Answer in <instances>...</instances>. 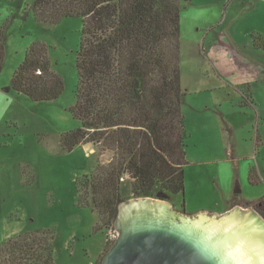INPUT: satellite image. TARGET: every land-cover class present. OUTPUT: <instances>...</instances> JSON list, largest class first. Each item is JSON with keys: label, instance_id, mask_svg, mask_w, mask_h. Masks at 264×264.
<instances>
[{"label": "rangeland", "instance_id": "obj_1", "mask_svg": "<svg viewBox=\"0 0 264 264\" xmlns=\"http://www.w3.org/2000/svg\"><path fill=\"white\" fill-rule=\"evenodd\" d=\"M33 3L0 0L6 54L0 74V246L25 232L51 229L55 264H101L110 248V228L95 230L98 216L79 204L77 181L98 160L107 162L109 153L84 145L64 151L60 145L64 132L81 126L70 107L77 99L82 18L45 25L36 20ZM180 4L188 163L184 193L166 199L190 214L259 206L264 196V49L255 46L254 36H264V0ZM35 41L47 44L53 69L64 81L63 94L52 101H34L11 88ZM251 167L258 171L256 182L249 178ZM155 189L147 196L158 197Z\"/></svg>", "mask_w": 264, "mask_h": 264}, {"label": "trees", "instance_id": "obj_2", "mask_svg": "<svg viewBox=\"0 0 264 264\" xmlns=\"http://www.w3.org/2000/svg\"><path fill=\"white\" fill-rule=\"evenodd\" d=\"M33 11L45 25L82 18L77 99L70 107L81 126L64 132L60 145L72 151L93 142L100 153L110 154L77 181L79 204L98 216L95 230L114 227L119 204L131 196L152 195L156 187L159 198L184 193L188 134L180 0H34ZM254 43L264 49V36L255 35ZM5 56L1 36L0 74ZM11 88L34 101L63 94L64 81L53 69L47 44L35 41L27 48ZM258 177L251 167L250 180ZM259 202L264 205V196ZM54 239L51 229L15 236L0 246V264H55Z\"/></svg>", "mask_w": 264, "mask_h": 264}, {"label": "water", "instance_id": "obj_3", "mask_svg": "<svg viewBox=\"0 0 264 264\" xmlns=\"http://www.w3.org/2000/svg\"><path fill=\"white\" fill-rule=\"evenodd\" d=\"M114 227L119 235L101 264H264V217L253 206L190 214L135 196L119 204Z\"/></svg>", "mask_w": 264, "mask_h": 264}, {"label": "built area", "instance_id": "obj_4", "mask_svg": "<svg viewBox=\"0 0 264 264\" xmlns=\"http://www.w3.org/2000/svg\"><path fill=\"white\" fill-rule=\"evenodd\" d=\"M119 233L118 231L115 229V227H111L108 231V234H107V242L108 243H113L117 237H118Z\"/></svg>", "mask_w": 264, "mask_h": 264}, {"label": "flooded vegetation", "instance_id": "obj_5", "mask_svg": "<svg viewBox=\"0 0 264 264\" xmlns=\"http://www.w3.org/2000/svg\"><path fill=\"white\" fill-rule=\"evenodd\" d=\"M260 206L264 208V206H263L262 204H260L259 206L256 205L254 208H255V210H257V211H258V212L264 217V215H263V214H264V209H261ZM258 209H259L262 213H261Z\"/></svg>", "mask_w": 264, "mask_h": 264}, {"label": "crops", "instance_id": "obj_6", "mask_svg": "<svg viewBox=\"0 0 264 264\" xmlns=\"http://www.w3.org/2000/svg\"><path fill=\"white\" fill-rule=\"evenodd\" d=\"M107 155H108V159H107V160L109 161V160H110V154H107ZM242 206H243V205H242Z\"/></svg>", "mask_w": 264, "mask_h": 264}]
</instances>
